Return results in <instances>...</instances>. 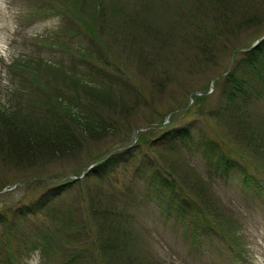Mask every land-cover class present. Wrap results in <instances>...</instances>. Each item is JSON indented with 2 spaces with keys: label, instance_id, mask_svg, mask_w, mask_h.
Returning a JSON list of instances; mask_svg holds the SVG:
<instances>
[{
  "label": "rangeland",
  "instance_id": "rangeland-1",
  "mask_svg": "<svg viewBox=\"0 0 264 264\" xmlns=\"http://www.w3.org/2000/svg\"><path fill=\"white\" fill-rule=\"evenodd\" d=\"M15 2L16 47H5L11 33L0 34V56L11 59L0 60L1 110L33 120L51 107L94 118L97 127L68 114L56 125L73 135L67 150L17 164L0 152V264H60L70 248L101 264L95 208L116 214L119 241H127L125 254L111 251L113 264H264V0H61L64 17L48 11L55 0ZM33 59L50 66L35 73ZM56 67L66 82L108 89L111 100L62 83ZM186 126L190 135L174 139L175 152L155 144L168 127ZM42 128L33 129L45 137ZM137 138L134 153L90 174ZM160 156L200 171L219 219L188 213L182 195L176 202L162 192ZM69 183L47 207L18 213ZM42 230L54 247L47 258L28 251Z\"/></svg>",
  "mask_w": 264,
  "mask_h": 264
},
{
  "label": "trees",
  "instance_id": "trees-1",
  "mask_svg": "<svg viewBox=\"0 0 264 264\" xmlns=\"http://www.w3.org/2000/svg\"><path fill=\"white\" fill-rule=\"evenodd\" d=\"M61 3V0H55V3L52 4V7L50 8V5H47L48 11H53L56 14H62L64 17V13L62 11V8L64 7ZM49 4V3H48ZM83 49H89V45L82 46ZM250 51V50H249ZM246 51L244 52L243 55L249 56L251 55L252 52ZM30 62V61H29ZM35 73L42 72L46 70L50 64H48L46 61L43 60H38V59H33L31 61ZM29 64V63H27ZM252 65V64H251ZM59 67L53 68L52 71L55 73L59 78L62 79V83L66 82L65 79L62 77L64 76L63 74H60L59 72ZM24 74V73H23ZM16 77V76H15ZM15 77L13 79H15ZM73 77L70 76L69 79ZM224 80V79H223ZM222 80V81H223ZM71 82V83H69ZM81 80H69L67 83L70 84L71 88H76L77 89H83L85 90L86 93H89V95L95 99L96 101H100L104 104L109 103L111 100L110 98V92L107 90V93L103 91L104 89H99L93 88L94 86L91 85L90 83H87L85 81L82 82ZM240 91V90H239ZM244 91V90H243ZM247 94V93H246ZM108 97H107V96ZM248 95V94H247ZM200 96L197 95L196 101L201 100L199 98ZM204 97V96H203ZM64 96L63 92L59 91L58 92V107L63 106L64 104ZM109 98V99H108ZM194 98V99H195ZM84 100V99H82ZM81 100V101H82ZM87 103V101L85 100ZM200 102V101H199ZM2 106L0 105V152L3 154L4 157L3 159L10 160L12 163H19L22 160H28L32 159L34 155L36 156H43L45 157L46 155L49 154H56L57 152L61 151L62 149L67 150L68 141L66 138H71L73 135L70 134V132L67 130V128L63 129L62 131H58L56 129H60L59 126L57 128V123H59L60 120L66 119L67 115L65 113H56V111L52 112L51 107L49 108V115H42L40 118L36 119H30L26 114L19 113L18 111H15L11 106L9 108L5 107L6 109L1 110ZM186 107V106H184ZM182 107V108H184ZM61 108V107H60ZM180 108V109H182ZM62 109L66 110V107H62ZM230 109V108H229ZM230 111V110H228ZM72 113V112H71ZM69 116L71 119L74 117H77V120L84 121V125L87 127H92L96 125V122L94 118H88L84 114H74ZM214 116V114L212 113ZM175 117V116H174ZM76 120V121H77ZM173 121V119H172ZM100 123V129L103 130L104 128V120L102 121H97ZM103 126V127H102ZM46 128L47 133L45 137L42 136V133L34 131L33 128ZM56 127V128H55ZM42 128V129H43ZM105 129V128H104ZM190 135L189 128L186 126L185 128H179V129H166L163 131L162 135L160 138L155 140V144L157 141H159L161 146L168 145L169 151H174L176 148V142L174 141L175 138L180 137L183 140H186V138ZM50 136L55 137L56 139H48ZM138 136H141L139 134ZM60 138V139H57ZM141 138H137V142L139 143ZM135 144L133 149H127L124 152H118L116 154H112L109 158H107L104 162L97 164L95 168L90 172L91 175L94 176H100L101 171L106 170L108 167L115 166L117 165L121 160L122 156H126V153H134L137 150V146ZM211 151V150H210ZM222 151V150H221ZM177 152V151H176ZM225 152H223L224 154ZM210 158V157H209ZM160 160L163 165L158 163L157 161V167L159 168L161 174L160 176H157L159 181H166L167 186L162 190L163 193L166 195L173 197L172 199L176 202L180 201L178 196L182 195V203L184 204V208L186 207V211L189 213L190 211H196L197 213H200L201 211H205V213L208 214V216L213 217V219H219L217 216V203L216 201L211 198L207 192V186L203 184L204 180L201 174L199 173L200 171H197L195 168L189 169L185 165H181V163L176 164L174 161L171 160L170 157L166 156H160ZM101 161V160H100ZM99 162V161H98ZM160 162V161H159ZM174 163L176 167L180 170L178 173H175L171 170L169 167L171 164ZM223 164L225 166L230 162L228 160H222ZM168 163V164H167ZM218 166V164H217ZM216 167V166H214ZM216 171V170H215ZM213 171V172H215ZM75 176L77 175L78 177L80 174L74 173ZM163 176V177H162ZM165 177L167 179H165ZM79 183V182H78ZM69 184H61L60 186H55L49 189V191L46 194H43L40 199L38 200V203L32 204L31 206H27L23 208L20 212H18L21 216L27 215L29 212L34 213L36 210H40L42 208H45L48 206V202L52 197L56 196V193H59L64 190L63 187H68ZM154 186V183L152 184ZM170 187V189H169ZM213 188V186H212ZM207 189V190H206ZM170 194V195H169ZM175 198H178L175 200ZM91 194L88 197V204H95L93 200H91ZM219 207V206H218ZM93 210V214L98 218V223L99 225V230L97 229L95 232V240L94 244L97 247L96 253V258H99V262L101 264L103 263L102 261L107 262V264H113V258L112 256H115V253H112L111 251L114 252H123L122 254H125V246L123 245L122 242L124 241H119V236H118V228H116L115 225V216L116 214L111 212L110 210H105V211H100ZM109 209V208H106ZM47 209L46 211H48ZM113 213V214H112ZM5 223V222H3ZM99 232L101 234H99ZM127 242V241H126ZM124 242V244H126ZM28 245V244H27ZM52 241L51 238L48 235V231L42 230V232L37 231V234L35 235L34 242L31 247H28V251L33 250L37 251L40 253L41 257L47 258V256L50 254V251H53L54 247L52 248ZM27 250V247L25 248ZM58 252V250H57ZM101 252V254H100ZM63 258L61 262H58L60 264H89L86 260L87 258L82 257L81 251H72L71 248L69 252L63 251L62 253ZM94 255V254H93ZM94 259V258H93ZM105 259V260H104ZM129 264V263H128ZM146 264H154L152 262H146Z\"/></svg>",
  "mask_w": 264,
  "mask_h": 264
},
{
  "label": "clouds",
  "instance_id": "clouds-1",
  "mask_svg": "<svg viewBox=\"0 0 264 264\" xmlns=\"http://www.w3.org/2000/svg\"><path fill=\"white\" fill-rule=\"evenodd\" d=\"M18 16L19 8L15 0H0V34L11 33L12 39H9L5 45L9 50L16 47L15 30H11L9 24L16 25L18 28ZM0 60H3L4 63L11 62L10 58H5L4 56H0Z\"/></svg>",
  "mask_w": 264,
  "mask_h": 264
},
{
  "label": "water",
  "instance_id": "water-1",
  "mask_svg": "<svg viewBox=\"0 0 264 264\" xmlns=\"http://www.w3.org/2000/svg\"><path fill=\"white\" fill-rule=\"evenodd\" d=\"M257 44H258V43H257ZM82 176H84V174H83Z\"/></svg>",
  "mask_w": 264,
  "mask_h": 264
}]
</instances>
